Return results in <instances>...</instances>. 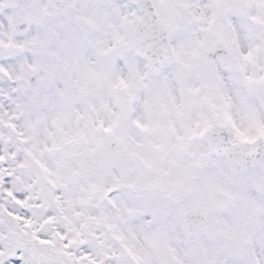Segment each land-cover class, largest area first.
Returning a JSON list of instances; mask_svg holds the SVG:
<instances>
[{
	"label": "snow or ice",
	"instance_id": "obj_1",
	"mask_svg": "<svg viewBox=\"0 0 264 264\" xmlns=\"http://www.w3.org/2000/svg\"><path fill=\"white\" fill-rule=\"evenodd\" d=\"M0 264H264V0H0Z\"/></svg>",
	"mask_w": 264,
	"mask_h": 264
}]
</instances>
